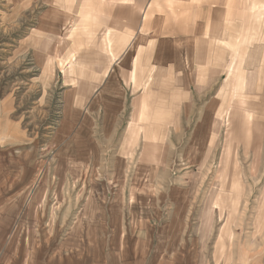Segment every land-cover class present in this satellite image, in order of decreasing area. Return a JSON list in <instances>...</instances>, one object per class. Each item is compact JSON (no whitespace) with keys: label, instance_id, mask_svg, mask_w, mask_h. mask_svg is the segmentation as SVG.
Instances as JSON below:
<instances>
[{"label":"rangeland","instance_id":"obj_1","mask_svg":"<svg viewBox=\"0 0 264 264\" xmlns=\"http://www.w3.org/2000/svg\"><path fill=\"white\" fill-rule=\"evenodd\" d=\"M140 2L0 0V264H264V0Z\"/></svg>","mask_w":264,"mask_h":264},{"label":"crops","instance_id":"obj_2","mask_svg":"<svg viewBox=\"0 0 264 264\" xmlns=\"http://www.w3.org/2000/svg\"><path fill=\"white\" fill-rule=\"evenodd\" d=\"M127 1L130 2H137V3H141L140 0H117V19H118V23L122 22L123 20H127L126 19V7L125 5H127ZM133 3V4H134ZM138 5V4H137ZM137 7L132 8L133 11V19L131 21L136 22L137 20V24H134L131 26V28L133 29H139L141 31L142 28L148 26L147 28L149 29H157L158 26L159 28H161L162 30L165 29L166 31V37H169L170 34H179V32L181 33V31L184 30V34H186V36L190 39V42L192 43V45H196L198 43H200L201 39L204 38L205 36V12L204 9L201 8V13H198L197 16V10L192 11V13H194V20H191V15L190 12H188L187 14V18L188 20L184 19V15H185V11L181 12L180 14H170L169 13H160L161 16H159L158 13H154L152 12V9L148 10V7L143 8L140 7L138 10L136 9ZM185 10V9H184ZM130 11V10H129ZM152 14H150V13ZM121 13V14H120ZM190 16V17H189ZM139 17V21L140 23H138V18ZM203 18V19H202ZM129 20V22L131 23V21ZM124 21V22H125ZM127 22V21H126ZM164 22V24L162 23ZM132 24V23H131ZM140 24V25H138ZM135 34H133L131 37L133 40L135 37H137L136 31L134 32ZM139 37V36H138Z\"/></svg>","mask_w":264,"mask_h":264}]
</instances>
